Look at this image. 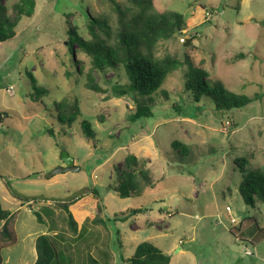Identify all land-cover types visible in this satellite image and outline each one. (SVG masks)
<instances>
[{
	"label": "rangeland",
	"instance_id": "rangeland-1",
	"mask_svg": "<svg viewBox=\"0 0 264 264\" xmlns=\"http://www.w3.org/2000/svg\"><path fill=\"white\" fill-rule=\"evenodd\" d=\"M15 1L3 0L11 17ZM35 3L15 36L0 43V202L15 215L16 236L1 250L2 264H34L35 239L42 234L56 244L59 264H86L88 255L100 264H126L142 242L161 249L170 264H264L257 258L264 257V204L244 203L235 161L246 159V168L264 172V0H153L157 9L183 14L188 33L187 42H160L159 55L191 46L208 80L254 100L226 114L208 98L194 103L180 94L188 72L182 67L161 87L171 93L167 105L179 101L182 116L157 104L152 117L136 123L128 119L130 98L104 100L84 87L89 59L76 46L73 54L67 49L69 24L85 39L89 15L113 24L107 2ZM93 76L102 87L125 81L122 69ZM34 88L47 93L31 99ZM63 98L80 102L81 116L70 128L56 119L55 103ZM84 119L96 132L93 141L81 133ZM174 141L190 153L178 155ZM63 152L80 170L51 175L63 165ZM129 153L147 159L154 185L140 197L120 198L109 186ZM131 209L143 212L115 218ZM66 210L78 224L75 232Z\"/></svg>",
	"mask_w": 264,
	"mask_h": 264
},
{
	"label": "trees",
	"instance_id": "trees-1",
	"mask_svg": "<svg viewBox=\"0 0 264 264\" xmlns=\"http://www.w3.org/2000/svg\"><path fill=\"white\" fill-rule=\"evenodd\" d=\"M105 1L114 16L113 24L111 25L105 17L89 15L87 19L89 39L83 38L78 34L77 28L69 24L67 49L73 54L76 46L77 50L89 59L88 71L84 74V87L87 90L102 95L104 100L130 98L133 109L128 115L129 122L136 123L152 117L157 104L163 107L170 101V91L161 87L172 73L182 67H186L188 72L183 73L185 80L180 94L187 95L194 103H198L202 97L208 98L214 109L223 114L242 109L252 103L254 99L229 90L222 82L208 80L203 64L201 62L196 64L189 53L191 46L185 47L183 44L180 52L166 51L159 55L158 46L162 41L180 37L185 38L183 42H187L188 33H183L186 26L183 14L157 9L153 0H124L126 4L116 0ZM35 5V0H16L12 4L14 16L11 17L3 0H0V43L15 36L19 20L22 17H31ZM242 57L243 54H239L234 59ZM119 69L123 70L124 82L116 80L109 87H102L94 79V73L106 75L112 70ZM79 73H82L81 69ZM34 90L35 93L29 95L31 99H37L47 93L43 88ZM178 102L170 103L167 109L174 111L176 116H182ZM55 109L57 122L63 127L70 128L81 116L80 102L77 98H63L55 103ZM80 129L88 141L95 139L96 132L88 120L80 122ZM47 133L54 137L52 129H48ZM171 146L178 155L189 150L177 141L172 142ZM235 161L241 175L238 192L244 203L251 207L257 202L264 204V172L260 169L246 168V159ZM147 163L145 159H140L134 154H127L123 168L116 169L114 183L109 186L110 189L120 198L140 197L145 189L154 185ZM5 186L12 195L17 196L8 181H5ZM62 207L66 209V205ZM66 211L69 229L75 232L78 224L71 213ZM142 212V209H131L126 214L116 215L115 218L118 216L124 220ZM33 213L38 222H43L39 212ZM14 216L0 203V264L1 250L16 243ZM35 251L34 264H59V250L50 235L42 234L35 239ZM124 260L126 264H170V257L150 242L138 244L134 254ZM86 264L100 263L88 255Z\"/></svg>",
	"mask_w": 264,
	"mask_h": 264
},
{
	"label": "water",
	"instance_id": "water-1",
	"mask_svg": "<svg viewBox=\"0 0 264 264\" xmlns=\"http://www.w3.org/2000/svg\"><path fill=\"white\" fill-rule=\"evenodd\" d=\"M3 114L0 113V123L2 121ZM63 165L52 171L51 175H56L64 172H76L80 170L79 166L74 165V160L67 153L63 152L61 155Z\"/></svg>",
	"mask_w": 264,
	"mask_h": 264
},
{
	"label": "crops",
	"instance_id": "crops-1",
	"mask_svg": "<svg viewBox=\"0 0 264 264\" xmlns=\"http://www.w3.org/2000/svg\"><path fill=\"white\" fill-rule=\"evenodd\" d=\"M163 108H167V103H166V105L165 106H163ZM176 117H179V116H176ZM171 145V144H170ZM171 149V148H170ZM190 152L189 151H187V154H189ZM136 156V155H135ZM136 157H138V156H136ZM138 158H140V157H138ZM140 159H145V158H140ZM145 160H147V159H145ZM148 162V161H147ZM55 182H57V181H55ZM6 187V186H5ZM10 193V192H9ZM1 203V202H0ZM2 205V204H1ZM3 207V206H2ZM4 208V207H3ZM5 209V208H4ZM233 218V217H232ZM0 227H1V224H0ZM178 251H181L180 249H178ZM246 251H247V253L248 254H251L250 253V250L246 247ZM166 254V253H165ZM254 255H256V254H254ZM257 258L260 260V261H262V262H264V257H262V256H257Z\"/></svg>",
	"mask_w": 264,
	"mask_h": 264
},
{
	"label": "built area",
	"instance_id": "built-area-1",
	"mask_svg": "<svg viewBox=\"0 0 264 264\" xmlns=\"http://www.w3.org/2000/svg\"><path fill=\"white\" fill-rule=\"evenodd\" d=\"M183 40H184V38H181V41H183ZM10 89H11V87L7 89V92H9ZM226 123H228V122H226ZM226 210L229 211L230 209L227 207ZM229 220H230V222L232 224H235L236 223V220L234 218H232V217Z\"/></svg>",
	"mask_w": 264,
	"mask_h": 264
}]
</instances>
